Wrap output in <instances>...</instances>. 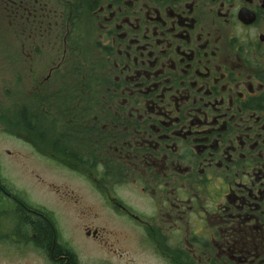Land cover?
I'll list each match as a JSON object with an SVG mask.
<instances>
[{
  "label": "flooded vegetation",
  "instance_id": "obj_1",
  "mask_svg": "<svg viewBox=\"0 0 264 264\" xmlns=\"http://www.w3.org/2000/svg\"><path fill=\"white\" fill-rule=\"evenodd\" d=\"M5 25L7 102L60 103V164L0 128L78 191L61 213L0 173V264H264V0H0Z\"/></svg>",
  "mask_w": 264,
  "mask_h": 264
},
{
  "label": "rangeland",
  "instance_id": "obj_2",
  "mask_svg": "<svg viewBox=\"0 0 264 264\" xmlns=\"http://www.w3.org/2000/svg\"><path fill=\"white\" fill-rule=\"evenodd\" d=\"M19 46L20 42L11 37L5 25L0 30V107L2 106L4 110L9 105L7 97L13 96L17 99L28 94V88H25L28 82V70L21 69L17 65L23 64L24 67L29 61H26L25 56H15L11 52ZM40 73L32 72L33 75ZM5 150L11 153L8 154ZM0 173L11 178L18 187L24 188L30 198L54 208L57 212H61L64 205L60 200L62 195H74L78 191L76 181L63 174L60 166L50 159L41 158L21 140L4 134L1 128ZM90 200V196L85 199L87 202ZM72 214L73 216L71 213L68 214L70 216L64 215L66 224L75 223L76 215L73 212Z\"/></svg>",
  "mask_w": 264,
  "mask_h": 264
},
{
  "label": "trees",
  "instance_id": "obj_3",
  "mask_svg": "<svg viewBox=\"0 0 264 264\" xmlns=\"http://www.w3.org/2000/svg\"><path fill=\"white\" fill-rule=\"evenodd\" d=\"M49 95L60 96V88L54 91L53 94L49 93ZM40 105L38 107L33 105L31 109H27L25 102L19 101L17 104L9 103L5 110L1 106L0 113L4 118L3 127L7 129L8 133L13 134L24 132L31 124L34 130L31 137L35 136L40 140L39 142L37 141L39 151L60 164V146H57L58 134L47 136L48 131L53 134L56 132V128H60V103L54 102L53 104ZM42 105L44 108H42ZM11 121L13 122L11 123ZM31 226L36 232L43 229L50 236V231L43 222H34Z\"/></svg>",
  "mask_w": 264,
  "mask_h": 264
}]
</instances>
